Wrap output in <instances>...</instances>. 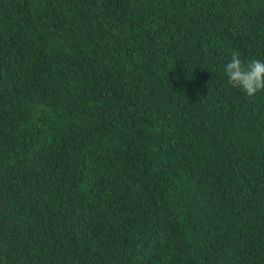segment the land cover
<instances>
[{"label": "trees", "instance_id": "16d2710c", "mask_svg": "<svg viewBox=\"0 0 264 264\" xmlns=\"http://www.w3.org/2000/svg\"><path fill=\"white\" fill-rule=\"evenodd\" d=\"M264 0H0V264H264Z\"/></svg>", "mask_w": 264, "mask_h": 264}, {"label": "clouds", "instance_id": "9594fccd", "mask_svg": "<svg viewBox=\"0 0 264 264\" xmlns=\"http://www.w3.org/2000/svg\"><path fill=\"white\" fill-rule=\"evenodd\" d=\"M224 73L229 85L241 90L249 98L264 90V61L254 59L245 64L239 51H234L230 61L224 65Z\"/></svg>", "mask_w": 264, "mask_h": 264}]
</instances>
